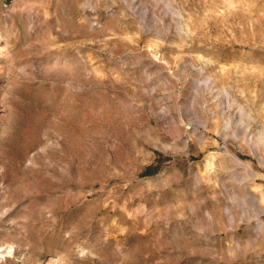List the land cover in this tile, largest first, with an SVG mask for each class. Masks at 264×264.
Masks as SVG:
<instances>
[{
	"label": "rangeland",
	"instance_id": "374dc122",
	"mask_svg": "<svg viewBox=\"0 0 264 264\" xmlns=\"http://www.w3.org/2000/svg\"><path fill=\"white\" fill-rule=\"evenodd\" d=\"M263 199L264 0H0V264H264Z\"/></svg>",
	"mask_w": 264,
	"mask_h": 264
},
{
	"label": "bare ground",
	"instance_id": "6f19581e",
	"mask_svg": "<svg viewBox=\"0 0 264 264\" xmlns=\"http://www.w3.org/2000/svg\"><path fill=\"white\" fill-rule=\"evenodd\" d=\"M7 106L9 107V105L8 104H6V108H7ZM5 109V108H4ZM263 202H264V199L262 200ZM259 225V224H258ZM258 229V228H257ZM261 229V228H260ZM12 252H13V250H12V246L11 245H6L5 247H4V249L1 251L0 250V255L1 256H3L4 254H12ZM56 254H58V256H60L61 254H60V252H55ZM57 256V257H58ZM48 261H50V259H47V262Z\"/></svg>",
	"mask_w": 264,
	"mask_h": 264
}]
</instances>
